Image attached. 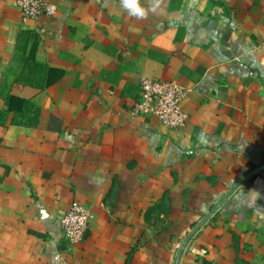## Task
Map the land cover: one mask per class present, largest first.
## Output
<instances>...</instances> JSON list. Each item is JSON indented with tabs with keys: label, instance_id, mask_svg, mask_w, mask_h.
<instances>
[{
	"label": "crops",
	"instance_id": "obj_1",
	"mask_svg": "<svg viewBox=\"0 0 264 264\" xmlns=\"http://www.w3.org/2000/svg\"><path fill=\"white\" fill-rule=\"evenodd\" d=\"M53 1L0 0V264H264V0ZM142 76L187 89L182 128L130 115Z\"/></svg>",
	"mask_w": 264,
	"mask_h": 264
},
{
	"label": "built area",
	"instance_id": "obj_2",
	"mask_svg": "<svg viewBox=\"0 0 264 264\" xmlns=\"http://www.w3.org/2000/svg\"><path fill=\"white\" fill-rule=\"evenodd\" d=\"M21 17L26 20H37L40 17H50L56 13L53 0H16ZM54 5V11L49 6ZM138 96L130 115L156 119L160 125L168 129H180L187 115L181 108V103L187 94V89L175 81H164L153 77L142 76L138 85ZM92 215L83 205L73 202L59 220L63 241L74 246L79 244L91 222Z\"/></svg>",
	"mask_w": 264,
	"mask_h": 264
},
{
	"label": "clouds",
	"instance_id": "obj_3",
	"mask_svg": "<svg viewBox=\"0 0 264 264\" xmlns=\"http://www.w3.org/2000/svg\"><path fill=\"white\" fill-rule=\"evenodd\" d=\"M121 7L129 16L136 18H145L149 11H155L159 7V0H155L149 7H144L140 0H121ZM55 6H49V11H54Z\"/></svg>",
	"mask_w": 264,
	"mask_h": 264
},
{
	"label": "trees",
	"instance_id": "obj_4",
	"mask_svg": "<svg viewBox=\"0 0 264 264\" xmlns=\"http://www.w3.org/2000/svg\"><path fill=\"white\" fill-rule=\"evenodd\" d=\"M23 106H24V110L26 111H31L32 112V117L28 120L30 123L29 125L32 123V121L34 122V124L37 122V118L39 116V111L36 108H33V105L30 103V101L27 99H25L23 101ZM3 114L0 113V117Z\"/></svg>",
	"mask_w": 264,
	"mask_h": 264
},
{
	"label": "water",
	"instance_id": "obj_5",
	"mask_svg": "<svg viewBox=\"0 0 264 264\" xmlns=\"http://www.w3.org/2000/svg\"><path fill=\"white\" fill-rule=\"evenodd\" d=\"M262 168H264V166H262L261 168H259V169L256 170V171L252 172V174L255 173V172H257V171H259V170H261ZM217 207H218V206H217ZM217 207H216V208H217ZM216 208H215V209H216ZM215 209H214V210H215ZM214 210H213L210 214H208V215L202 220L201 224H203L204 221L207 220V219L210 217V215L214 212ZM201 224H199V225L195 228V230L198 229V227H199ZM195 230H194V231H195ZM193 233H194V232H193Z\"/></svg>",
	"mask_w": 264,
	"mask_h": 264
},
{
	"label": "rangeland",
	"instance_id": "obj_6",
	"mask_svg": "<svg viewBox=\"0 0 264 264\" xmlns=\"http://www.w3.org/2000/svg\"><path fill=\"white\" fill-rule=\"evenodd\" d=\"M258 5H259L258 3H255V4L253 3V4H252V6H253L252 9H255V10L258 9V7H259ZM81 242H82V241H81ZM81 242H80V243H81Z\"/></svg>",
	"mask_w": 264,
	"mask_h": 264
}]
</instances>
